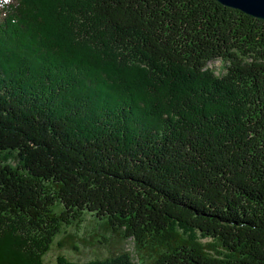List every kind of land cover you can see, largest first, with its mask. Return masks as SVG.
I'll use <instances>...</instances> for the list:
<instances>
[{"label": "trees", "instance_id": "trees-1", "mask_svg": "<svg viewBox=\"0 0 264 264\" xmlns=\"http://www.w3.org/2000/svg\"><path fill=\"white\" fill-rule=\"evenodd\" d=\"M86 217L108 256L55 264H264V21L0 0V264H45Z\"/></svg>", "mask_w": 264, "mask_h": 264}, {"label": "rangeland", "instance_id": "rangeland-1", "mask_svg": "<svg viewBox=\"0 0 264 264\" xmlns=\"http://www.w3.org/2000/svg\"><path fill=\"white\" fill-rule=\"evenodd\" d=\"M208 67L215 70L216 75L224 71L222 64L217 60L209 63ZM66 231L67 235L63 232L55 241L58 242L60 239L63 241L68 235L73 241H69L64 248L57 247L54 241L51 249L43 258L45 264H55V259L58 255H62L72 262L79 263L88 262L96 258L102 259L108 256V250L105 245L109 243L110 237L108 235H103L98 229V223H95L91 218L86 217L78 228L70 227L67 228ZM96 238L99 240H96ZM72 243L73 246L76 247V250L72 248ZM132 247L133 244L131 241H127L123 245L126 252L133 253ZM116 249L117 246H114L113 251L116 252Z\"/></svg>", "mask_w": 264, "mask_h": 264}, {"label": "water", "instance_id": "water-1", "mask_svg": "<svg viewBox=\"0 0 264 264\" xmlns=\"http://www.w3.org/2000/svg\"><path fill=\"white\" fill-rule=\"evenodd\" d=\"M220 5L238 10L246 16L264 21V0H214Z\"/></svg>", "mask_w": 264, "mask_h": 264}]
</instances>
